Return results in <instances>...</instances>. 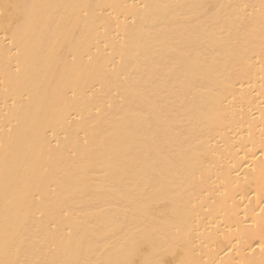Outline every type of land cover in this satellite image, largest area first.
Listing matches in <instances>:
<instances>
[{
    "label": "bare ground",
    "instance_id": "obj_1",
    "mask_svg": "<svg viewBox=\"0 0 264 264\" xmlns=\"http://www.w3.org/2000/svg\"><path fill=\"white\" fill-rule=\"evenodd\" d=\"M0 264H264V0H0Z\"/></svg>",
    "mask_w": 264,
    "mask_h": 264
}]
</instances>
